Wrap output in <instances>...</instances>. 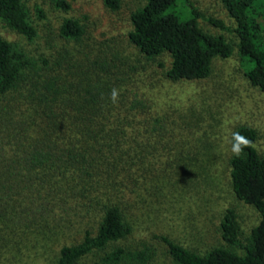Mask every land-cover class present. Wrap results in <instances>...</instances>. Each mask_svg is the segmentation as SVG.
I'll return each instance as SVG.
<instances>
[{"label":"trees","instance_id":"16d2710c","mask_svg":"<svg viewBox=\"0 0 264 264\" xmlns=\"http://www.w3.org/2000/svg\"><path fill=\"white\" fill-rule=\"evenodd\" d=\"M25 1L0 0V21L32 39L36 28ZM54 1L60 8L70 7L68 0ZM220 1L236 24L233 31L245 61L244 74L264 92V0ZM103 2L111 10L120 4V0ZM179 3L188 7V16L176 11ZM198 17L230 30L223 20L203 16L190 0H145L131 13L128 37L148 57L170 56L169 79H202L210 74L215 57L231 55L232 45L222 34L203 30ZM59 32L76 40L83 30L78 20L66 18ZM61 76L46 60L40 64L0 34V100L19 94L30 104L28 115L21 106L3 107L0 113V223L59 220L70 203L82 200L98 209L96 231L86 230L80 241L63 244L56 260V264H77L84 255L131 233L123 192L117 186L124 187L133 169L143 172L141 166L150 153L145 139L151 129L163 128V119L137 92L119 89V101L112 103L110 90L119 85L114 86L109 76L96 74L87 84L65 83ZM235 131L250 139L252 146L239 157H230L231 188L239 200L257 210L260 220L243 242L236 213L226 208L220 222L226 246L204 253L162 235L178 264H264V155L254 145V127L242 124ZM123 251L116 247L106 258L116 263Z\"/></svg>","mask_w":264,"mask_h":264},{"label":"rangeland","instance_id":"374dc122","mask_svg":"<svg viewBox=\"0 0 264 264\" xmlns=\"http://www.w3.org/2000/svg\"><path fill=\"white\" fill-rule=\"evenodd\" d=\"M68 1L70 7L64 9L54 0H26L36 35L28 39L2 21L0 34L40 64L44 59L58 69L65 83L87 84L96 74L109 76L118 89L146 97L153 112L163 119V128L151 129L145 139L150 153L141 166L143 172L133 169L124 187L117 186L123 192L131 233L84 255L77 264H178L161 236L198 253L226 246L220 222L229 207L236 213L239 238L245 242L260 216L232 191L229 141L239 125H250L257 131L254 145L264 155V92L244 74L245 61L233 31L236 24L222 2L190 0L203 16L221 19L230 27L221 30L205 17L197 18L203 30L222 34L231 43V55L215 57L205 78L171 80L166 76L170 56L148 57L128 37L131 13L145 0H120L115 10L107 8L103 0ZM187 8L179 3L176 11L185 17ZM66 18L81 24L80 38L60 35ZM6 106V110L21 106L26 115L30 113V104L19 94L0 100V113ZM70 204L59 220L0 223V264H56L63 244L80 241L86 230L96 231L98 209L82 200ZM116 247L124 251L114 263L106 257Z\"/></svg>","mask_w":264,"mask_h":264},{"label":"clouds","instance_id":"9594fccd","mask_svg":"<svg viewBox=\"0 0 264 264\" xmlns=\"http://www.w3.org/2000/svg\"><path fill=\"white\" fill-rule=\"evenodd\" d=\"M119 95V89L113 87L110 90L109 98L112 103H118ZM229 143L231 144V153L237 157H239L243 153L245 148L252 146V141L238 131L231 133V139Z\"/></svg>","mask_w":264,"mask_h":264}]
</instances>
